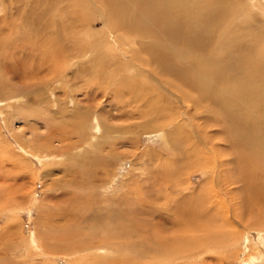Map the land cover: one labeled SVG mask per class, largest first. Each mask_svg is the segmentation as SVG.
<instances>
[{
    "label": "rangeland",
    "instance_id": "rangeland-1",
    "mask_svg": "<svg viewBox=\"0 0 264 264\" xmlns=\"http://www.w3.org/2000/svg\"><path fill=\"white\" fill-rule=\"evenodd\" d=\"M2 2L0 0V18L5 17V9L9 7L8 0ZM224 2L231 18L240 22L236 28L234 25L238 23L233 22L229 33L233 30L252 35L260 53L264 54V0ZM93 10L81 22L83 32L68 31L71 35H65L66 41L58 44V48L64 46L60 52L63 55L61 61L57 60L63 68L58 75H51L47 69L43 73L48 66L46 63L38 70L35 69L39 63L26 64L25 69L24 63L18 67V73L0 81V264H134L135 260V264H249L248 257L253 255L256 259L252 264H264V234L255 233V228L235 217L245 205L241 198L238 199L240 184L231 181L232 170L223 165L231 161L232 156L228 155L229 147L217 139L222 125H215L214 120L221 116L214 107L195 106L193 101L186 104L184 99L178 103L172 95L158 89L150 74H142L136 63L131 64L129 46H122L112 35L100 16L102 12ZM95 12L98 14L93 16ZM148 43H155V40ZM37 57L35 54L33 61ZM98 72L102 73L100 81L90 83L88 80L96 79L94 75ZM157 94L162 96L163 102H157ZM135 99L140 101L136 103ZM144 104L159 108L158 113L155 114L157 110L153 111L149 106L143 107ZM139 112L147 113L149 117L136 119ZM219 120L223 123L222 117ZM133 123L140 127L136 130L129 127ZM161 123L164 129L156 127ZM169 134H174L181 146L180 152L177 154L174 150L173 156L168 152L170 147L164 137L170 142ZM50 137H53L52 141ZM64 144H81V148L64 154L60 150L66 147ZM192 146L199 155H192ZM154 154L160 155V160L146 159L147 155L155 157ZM175 155L177 161L172 163L170 159ZM69 158L81 163L70 166ZM218 158L224 161L219 168L216 164ZM82 162L94 164L89 175L81 166ZM174 167L179 171L172 176L178 187L174 190L178 192L165 191V186L149 183H141L142 188L134 192L133 176L145 180L157 175L162 184L160 177L170 174ZM179 167L183 168L179 170ZM184 195H190L191 202L183 201ZM189 206L191 212L195 211V215L191 213L192 224L211 222L213 228L204 225L203 230L192 228L188 234L191 238L188 252L171 256L141 253V257L132 252L134 250L126 244V239L111 236L108 240L105 222L103 230L96 227L79 229L81 234L87 233L84 234L86 238L81 239L83 242L77 243L81 248L79 252L75 249L59 252L63 249L59 239L65 236V232L77 230L80 221L94 216L97 210L108 209L119 214L127 208H138L144 215L140 224L145 223V228L138 225L140 232L143 231L139 236L154 243L153 239L148 240L151 235L147 231L151 226L147 225L159 221V229L177 230L178 212L186 213ZM117 207L119 211H116ZM150 212L155 213L151 216ZM117 231L115 228L113 233ZM136 231L131 236L135 240ZM175 244L178 245V240Z\"/></svg>",
    "mask_w": 264,
    "mask_h": 264
},
{
    "label": "bare ground",
    "instance_id": "bare-ground-1",
    "mask_svg": "<svg viewBox=\"0 0 264 264\" xmlns=\"http://www.w3.org/2000/svg\"><path fill=\"white\" fill-rule=\"evenodd\" d=\"M1 2L4 4V0H1ZM8 6V9H5V17L0 18V81L2 78H8L10 75L16 73L18 67H22L24 63L23 68L29 63H39L37 69L34 68L35 70L42 68L44 66L42 64L46 63L48 66L45 65L46 68L42 72L44 73L45 69H47L46 71H50L51 75H58V71L63 69L61 67L62 64L58 62L61 61L63 55L60 52L62 53V48L64 47L60 45V48H58V44L65 42L66 36L71 35L67 33L68 31H82L81 22L84 20V17L90 16L91 10L94 9L102 12L100 16L106 21L110 29L109 31L113 36L117 37L122 46H129L128 52L131 54V64L136 63L139 72L141 71L142 74H150V79L155 81L158 89L172 95V99L178 101V103L182 101L180 99H184V101L186 100V104L193 101L195 106L208 105L209 107H214L216 113L223 120V123L219 120L221 117L218 120H214L215 125H222L221 135L217 139L229 147L227 149L228 155L232 156V160L227 161L228 164H225L223 159V165H228L229 169L232 170V173H230L231 181L240 184L241 195L238 199L241 198L245 205L241 207L242 210L240 208L241 214L234 213L235 217L238 221H243L242 223L247 224L250 228H255V233L262 232L260 234H264L262 231L264 230V54L260 53L259 46H256L252 35H248L245 32L240 33L241 31L235 33L232 32L233 30L229 33V28H231L230 26H232L233 22H238L236 19L233 20L231 18L232 16H230L229 9L224 0H8ZM97 14L95 12L93 16ZM239 23L234 25V27L236 28ZM235 28L232 27V29ZM149 40H155V43H148ZM35 54L38 57L37 60L33 61ZM65 61L68 62V60ZM70 65L68 64V66ZM29 66L31 65L29 64ZM96 69L101 71L97 65ZM125 70H121V75ZM133 70L135 71V69ZM100 74L102 75V73L98 72L94 75L96 79L93 78L88 81L90 83L100 81ZM144 91H146L145 88ZM191 95H193L192 98ZM161 97V95L157 94V102L164 101ZM138 101L140 100L135 99L136 103ZM145 106L149 105L144 104L143 107ZM195 106L191 107L194 109ZM151 108L153 111L157 110L155 114L158 113L159 108ZM130 114L132 115V113ZM145 116L147 117L148 114L139 112L136 115V119ZM159 116L157 115L156 117ZM206 122L208 121L206 120ZM211 122L213 123V121ZM163 126V123H161V125L156 127L160 128ZM129 127H133L136 130L140 126L133 123ZM164 137L168 143L167 145H169L168 147H170L169 150L167 147L168 152L173 156L175 150L178 154L181 148L180 141H177L174 134H169L170 142L167 141L166 136ZM50 138L52 141L53 137ZM61 140H59L60 143ZM47 145L48 148L51 147L49 143ZM73 146L67 145L64 149L60 150L65 154L68 151L81 148V144L80 146L78 144ZM215 152L217 153V146ZM191 153L192 155H197L199 152L192 146ZM154 155L155 157L147 155L146 159L148 157L149 161L153 159L160 160V155ZM174 157L170 159L171 162L173 161L172 163L177 161L176 155ZM69 159L68 164L70 166H78L81 163H79V160L78 163H75L73 159ZM218 160L220 162L215 163L219 168V164L223 162L219 158ZM82 163L83 165L81 166L85 168L86 173L89 175V172L91 173L90 167L94 164L87 165L84 162ZM215 163L212 165L214 168ZM176 171L178 169L175 170L174 167L171 168L170 174L161 176L159 180L162 181V184L158 181L159 176L157 177L155 174V176L145 178V180H139L137 178L139 176L135 175L132 181L135 186L133 190L134 192L137 191L135 189L141 187V183H149L152 186L163 185L165 186V188L163 187L165 191L170 189L171 192H178V190H174L178 187L174 185V178L172 177L176 175ZM199 197L202 198L201 196ZM184 200L191 202V196L184 195ZM219 203L218 205H220ZM246 206L247 209L245 208ZM147 207L148 209L150 208L149 206ZM132 209L127 208L119 211L120 209L117 207L116 211L118 210L119 214H115V208L113 210L115 213L109 212L108 209L104 211L97 210L94 216L82 219L79 223L80 227L77 230L65 232V236L59 239L60 244L63 246L62 250L51 249L50 251L62 253L64 250L70 251V249H75V251L79 252L81 248H79L77 243L83 242L81 239H85L86 235L84 234H87L84 232L81 234L79 229L96 227L99 230H103L102 226L105 222L104 228L107 229L106 234L109 236V239H107L111 240V236L114 239L121 237L122 239H126V244H128L131 250H134L132 252L135 254L138 255L139 253L141 257L142 254H149L150 256L158 254L159 256L160 253L171 256L190 250L191 238H189L188 234L192 228L197 231L203 230V225L204 227L210 226L213 228L211 222L207 225L202 223L192 224L191 213L195 215V211L191 212V206H189L186 213L178 212L177 219L176 221L174 220L176 225L178 224L176 226L178 227L177 230H173L174 228L171 229L172 227L169 226L171 230L163 231L158 228L161 226L158 225L161 224L159 221L152 222V225H147V227L151 226L150 230L147 231L151 235V238L148 240H154V243H150L147 240L141 239V235L139 236L143 232H140V227L138 226L141 220L144 221L142 217L143 211L141 212L138 208H135L137 211L135 209L133 211ZM87 212L89 213V211ZM153 213H151V216ZM51 218H53V215ZM46 224L48 225L49 221ZM144 224L143 222L140 225L144 227ZM115 228L116 231L118 230L117 233H113ZM135 231L138 235L137 240L131 238ZM255 235L259 236V234ZM177 240L178 245L175 244ZM86 242L88 243V240ZM143 246L145 247L143 248ZM252 251H255L254 247ZM254 256L252 258L248 257L251 264L256 259ZM135 261L133 262L134 264Z\"/></svg>",
    "mask_w": 264,
    "mask_h": 264
}]
</instances>
